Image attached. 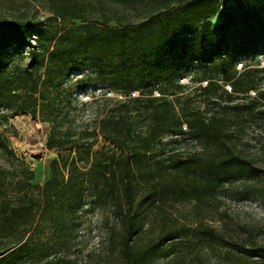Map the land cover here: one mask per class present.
I'll list each match as a JSON object with an SVG mask.
<instances>
[{"label":"trees","instance_id":"obj_1","mask_svg":"<svg viewBox=\"0 0 264 264\" xmlns=\"http://www.w3.org/2000/svg\"><path fill=\"white\" fill-rule=\"evenodd\" d=\"M47 2L44 20L0 19V123L40 117L57 155L36 184L0 133V264H87L76 253L95 218L122 264H153L193 236L217 240L166 208H203L256 173L235 148L247 125L264 124V0ZM77 75L97 85L88 120ZM238 250L264 262V246Z\"/></svg>","mask_w":264,"mask_h":264},{"label":"rangeland","instance_id":"obj_2","mask_svg":"<svg viewBox=\"0 0 264 264\" xmlns=\"http://www.w3.org/2000/svg\"><path fill=\"white\" fill-rule=\"evenodd\" d=\"M35 17L46 19L52 17L48 11L47 0H0V19L31 22ZM218 24L221 19L212 18ZM34 35L31 41L34 42ZM260 59V68L264 67V57ZM251 68L257 66L256 61L250 59ZM240 70L242 66L239 65ZM77 75L70 79L73 91L79 102L78 110L82 119L88 120L90 114L83 112L88 109L83 103L93 100L92 93L97 85L89 80L76 83L81 79ZM188 85L187 93H194L198 85L188 79L182 81ZM264 86V81L262 87ZM230 90V87H227ZM253 96L255 93H251ZM101 102L102 96L96 91ZM192 102L198 104V96L191 97ZM50 126L42 122L40 117L34 118L28 112L17 113L10 117L8 123H0V133L7 138L9 145L20 156H24L35 172V183L43 185L50 176V164L57 157L55 151L47 148V136ZM169 136L164 137V143L170 142ZM190 148H193L191 146ZM235 151L251 161L256 173L242 180L234 181L228 188L230 193H222L218 198L210 199L203 208H197L194 203L183 202L170 204L166 208L178 220L179 226L192 229L209 228L215 231L218 239L207 241L203 239H187L184 244L169 245L167 252L159 256L153 264H264L262 260L252 259L238 249L250 250L264 246V124L247 125L242 137L237 141ZM3 162L0 154V164ZM245 185L249 186L248 195H236L242 192ZM94 219L93 228L81 239L76 256L87 264H122L116 254L102 244L104 232L100 230ZM150 234L144 235L138 245H144ZM236 247H235V246ZM236 248V249H235Z\"/></svg>","mask_w":264,"mask_h":264}]
</instances>
